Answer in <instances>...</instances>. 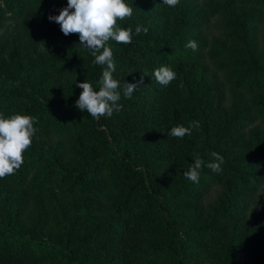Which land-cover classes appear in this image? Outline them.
Returning a JSON list of instances; mask_svg holds the SVG:
<instances>
[{"label":"trees","instance_id":"1","mask_svg":"<svg viewBox=\"0 0 264 264\" xmlns=\"http://www.w3.org/2000/svg\"><path fill=\"white\" fill-rule=\"evenodd\" d=\"M126 3L132 42H108L122 110L95 120L76 84L98 91L103 67L48 19L67 0H0V113L38 120L0 179V264H264V0ZM194 154L198 183L183 175Z\"/></svg>","mask_w":264,"mask_h":264},{"label":"clouds","instance_id":"2","mask_svg":"<svg viewBox=\"0 0 264 264\" xmlns=\"http://www.w3.org/2000/svg\"><path fill=\"white\" fill-rule=\"evenodd\" d=\"M180 0H163V5L176 7ZM133 8L126 3V0H67V6L59 10V15H49V21L60 26L65 36L79 34V45L87 50L93 57V64L103 67L97 91L87 80L77 83L76 86L82 89L76 107L87 112L92 119L99 120L102 116L111 117L114 112L122 110L119 104L121 94L120 82L113 77L116 71V64L113 51L108 46L110 40L118 44H130L132 42V28L121 27L118 21L131 18ZM135 32L147 34L148 28L137 26ZM41 51H45L44 42H40ZM193 51L198 50L196 41H189L185 45ZM154 78L162 86H168L176 79L175 71L169 66H161L154 70ZM143 76L135 83L125 81L123 84V95L131 98L133 93L144 84ZM183 87V85H180ZM38 120L31 115L19 113L5 116L0 113V179L12 175L24 163V153L30 148L32 139L38 131L34 125ZM199 121L189 122V126L177 125L172 127L167 136L184 138L191 135L193 128H199ZM211 156L216 163H209L207 166L214 172L221 171L224 158L218 152H212ZM194 163L183 173L187 180L194 183L199 182L200 170L204 161L198 154H194Z\"/></svg>","mask_w":264,"mask_h":264}]
</instances>
